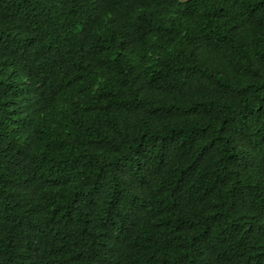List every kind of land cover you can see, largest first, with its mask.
<instances>
[{
    "label": "trees",
    "instance_id": "obj_1",
    "mask_svg": "<svg viewBox=\"0 0 264 264\" xmlns=\"http://www.w3.org/2000/svg\"><path fill=\"white\" fill-rule=\"evenodd\" d=\"M0 264H264V0H0Z\"/></svg>",
    "mask_w": 264,
    "mask_h": 264
}]
</instances>
